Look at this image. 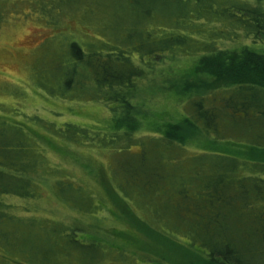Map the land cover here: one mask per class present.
I'll return each mask as SVG.
<instances>
[{
	"label": "trees",
	"instance_id": "16d2710c",
	"mask_svg": "<svg viewBox=\"0 0 264 264\" xmlns=\"http://www.w3.org/2000/svg\"><path fill=\"white\" fill-rule=\"evenodd\" d=\"M81 1L88 0L72 4ZM99 1L90 14L80 13L99 23L102 37L82 44L61 34L68 42L67 53L60 50L69 61L59 80L64 90L45 91L103 103L120 128L102 133L69 122L59 127L46 123L44 128L68 142L135 144L137 151L121 155L123 179L117 186L124 201L143 211L145 217L139 219L144 225L176 243L182 238V247L208 264H264V159L223 150L224 143H231L264 151L262 143L224 135L236 124L264 130V0ZM44 2L60 11L53 12L58 25L69 11L79 9L69 0ZM106 18L115 23L109 39L115 45L104 43L107 37L100 29ZM222 41L236 48L228 49ZM179 54L195 55V71L205 78L221 77L223 83L188 94L180 126L171 132L133 134L129 127L136 109L130 93L159 62ZM192 129L214 147L191 148L184 134ZM35 139L22 122L0 118V264H100L111 252L109 246L81 238L75 227L17 214L7 201L37 194L34 175L42 165ZM56 185L61 197L88 210L91 197L81 185L62 178ZM126 255L114 253V259Z\"/></svg>",
	"mask_w": 264,
	"mask_h": 264
},
{
	"label": "rangeland",
	"instance_id": "374dc122",
	"mask_svg": "<svg viewBox=\"0 0 264 264\" xmlns=\"http://www.w3.org/2000/svg\"><path fill=\"white\" fill-rule=\"evenodd\" d=\"M73 2L69 0L70 5ZM99 3V0H88L81 1L80 5L72 4V8L79 9L69 11L58 25L53 12L60 11L44 0H0L5 13L0 21V118L26 125L38 143L42 165L40 173L34 175L38 183L36 196L10 197L7 201L12 203L17 214L75 227L81 232V238L95 239L109 246L112 250L100 264H208L202 256L182 247L179 243L182 238L176 243L150 230L139 219L145 217L143 211L120 195L117 183L123 179L118 169L123 166L121 155L137 151L138 147L133 148L135 144L119 140L108 147H100L68 142L44 128L46 123L59 127L65 122L102 133L120 128V124H114L113 115L103 103L65 99L45 91L47 88L64 90L59 80L61 70L69 61L67 55L66 58L61 56L60 50L67 53L68 42L65 43L61 34L70 35L82 44L102 37L98 34L99 23L82 17L87 11L90 14L96 10ZM107 20H103L100 29L107 37L104 43L115 45L109 40L112 39L110 26L114 28L115 23L109 24V18ZM242 42L246 43L245 40ZM222 45L228 49L236 48L230 41H222ZM196 58L186 54L165 58L137 81V87L130 93L136 109L129 127L133 134H157L167 128L171 132L170 128L178 126L183 118V104L190 96L188 94H202L211 86L223 83L221 77L216 79L210 75L205 78L197 73ZM221 122L226 125L229 119L224 117ZM255 130L236 124L225 129L223 134H233L242 143L264 144V136H261L264 130ZM184 137L194 149H209L215 144L193 129ZM223 147L224 151L244 158L264 159L263 150L239 149L231 143H224ZM60 178L81 185L90 195L88 210L77 209L59 195L56 181ZM146 220L152 225L149 217ZM118 252L127 255L117 261L114 253Z\"/></svg>",
	"mask_w": 264,
	"mask_h": 264
}]
</instances>
